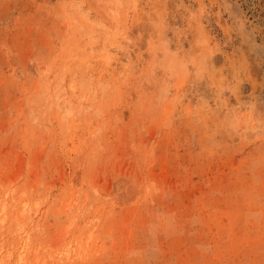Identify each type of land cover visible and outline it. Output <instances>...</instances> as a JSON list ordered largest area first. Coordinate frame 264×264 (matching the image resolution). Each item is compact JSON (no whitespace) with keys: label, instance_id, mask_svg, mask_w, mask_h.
Masks as SVG:
<instances>
[{"label":"rangeland","instance_id":"374dc122","mask_svg":"<svg viewBox=\"0 0 264 264\" xmlns=\"http://www.w3.org/2000/svg\"><path fill=\"white\" fill-rule=\"evenodd\" d=\"M0 264H264V0H0Z\"/></svg>","mask_w":264,"mask_h":264}]
</instances>
